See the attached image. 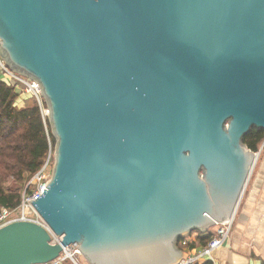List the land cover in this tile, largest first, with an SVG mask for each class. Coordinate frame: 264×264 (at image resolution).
I'll use <instances>...</instances> for the list:
<instances>
[{
  "label": "water",
  "instance_id": "water-1",
  "mask_svg": "<svg viewBox=\"0 0 264 264\" xmlns=\"http://www.w3.org/2000/svg\"><path fill=\"white\" fill-rule=\"evenodd\" d=\"M0 56L38 84L54 139L0 264H176L234 217L264 131V0H0ZM61 238L52 244L51 235Z\"/></svg>",
  "mask_w": 264,
  "mask_h": 264
},
{
  "label": "trees",
  "instance_id": "trees-1",
  "mask_svg": "<svg viewBox=\"0 0 264 264\" xmlns=\"http://www.w3.org/2000/svg\"><path fill=\"white\" fill-rule=\"evenodd\" d=\"M17 95L13 87L0 81V209L9 210L19 205L23 190L18 185L42 167L54 148L47 117H42L37 102L27 99L25 106L17 109L14 106ZM43 106L46 108L45 103ZM263 139L264 131L252 129L243 138V144L256 153ZM7 179L14 185L6 188L3 184ZM205 233L201 238L203 247L212 236L210 229Z\"/></svg>",
  "mask_w": 264,
  "mask_h": 264
},
{
  "label": "built area",
  "instance_id": "built-area-1",
  "mask_svg": "<svg viewBox=\"0 0 264 264\" xmlns=\"http://www.w3.org/2000/svg\"><path fill=\"white\" fill-rule=\"evenodd\" d=\"M0 81L8 86L13 87L17 91L15 100V108L21 109L25 105L27 99H34L41 111L42 117L47 113L43 106V98L40 94L38 84L30 78H27L17 72L11 70L0 56ZM264 144V139H263ZM53 158L49 151L46 160L42 167L31 177L23 189L20 197V202L14 209H0V228L15 222H31L46 228L45 223L35 211L34 207L29 203L34 198L43 193L46 183L50 179L51 167ZM234 217L222 223L215 224V231L207 242L206 246L194 255L182 257L176 264H199L203 259H209L214 251L219 249L224 242L229 238ZM51 235V243H60L61 238ZM189 244L188 237H184L179 242V247H187ZM66 260H71L73 264H80L79 260L83 261V257L75 244L63 248V252L55 260L46 264H64Z\"/></svg>",
  "mask_w": 264,
  "mask_h": 264
},
{
  "label": "crops",
  "instance_id": "crops-1",
  "mask_svg": "<svg viewBox=\"0 0 264 264\" xmlns=\"http://www.w3.org/2000/svg\"><path fill=\"white\" fill-rule=\"evenodd\" d=\"M25 105V104H24ZM206 233H191L187 247L180 248L182 257L202 249ZM264 264V165L250 175L238 208L229 238L209 259L199 264Z\"/></svg>",
  "mask_w": 264,
  "mask_h": 264
},
{
  "label": "rangeland",
  "instance_id": "rangeland-1",
  "mask_svg": "<svg viewBox=\"0 0 264 264\" xmlns=\"http://www.w3.org/2000/svg\"><path fill=\"white\" fill-rule=\"evenodd\" d=\"M45 110H46V108H45ZM46 115H47V113L45 114V116H46ZM46 117H47V116H46ZM256 153L258 154V158H257V161H256V163H255V166H254V168H253V170H252V173H253V171H254V173H255V171L260 170V169L262 168V166L264 165V144H263V142L260 143V146L258 147V151H257ZM0 172H1V168H0ZM252 173H251V174H252ZM30 179H31V178H30ZM30 179L27 180L26 182L24 181L23 183H20V184L18 185V187H19L20 189L23 190V189L25 188V186L27 185V183L30 181ZM3 185H4L6 188H8V187H10V186H13L14 183H13L11 180L7 179ZM16 186H17V185H16ZM21 187H22V188H21ZM210 231H211V232L215 231V226L211 227V228H210ZM195 233H196V232H195ZM79 263H80V264H88L84 259H83V261L79 260ZM64 264H73V262H72L71 260H66Z\"/></svg>",
  "mask_w": 264,
  "mask_h": 264
}]
</instances>
